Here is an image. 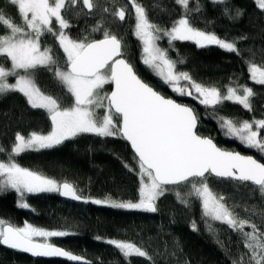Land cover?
Masks as SVG:
<instances>
[{"label":"snow or ice","instance_id":"obj_1","mask_svg":"<svg viewBox=\"0 0 264 264\" xmlns=\"http://www.w3.org/2000/svg\"><path fill=\"white\" fill-rule=\"evenodd\" d=\"M5 2L16 8L20 22L6 16L0 8V29H3L0 31V95L23 94L32 108L47 111L52 130L47 135L32 132L28 137L17 133L15 143L7 153L0 145V153L7 156V162L0 161V193L15 190L21 201L18 206L24 209L31 207L26 202L28 194L57 193L84 203L148 213L158 211L157 201L167 192L176 195L178 202L186 207L191 206L195 197L201 204L203 217L226 224L240 235L247 260L241 255L232 264H264V231L256 223L240 219L223 202V195L218 196L208 184L211 176L218 181L251 182L264 197V163L252 155L223 149L212 137L201 136L198 133L200 117L194 109L166 97L141 79L133 64L124 58L122 38L103 28L101 23L98 22L91 31L101 32L103 28L102 39H90L89 35L73 38L65 31L72 27L62 14L66 4L71 8L79 3L87 14H92L100 7L94 0ZM211 2L226 5V14L231 11L227 0ZM129 3L134 9V35L142 42L143 64L174 94L191 97L203 105L206 115L210 108L223 137L238 140L264 157V119L254 117L251 121H240L217 114L225 102L235 103L251 112V98L256 95L253 88L229 85L225 92H221L217 87L205 86L194 80L190 73L178 71L177 64L185 62L182 57L172 60L168 56L169 49L157 44V40L167 37L169 48H172L173 41H192L200 48L217 45L229 53L240 55L236 42L193 26L189 14L200 10L199 0H196L195 9L189 8V0H175L184 10V15L174 21L170 29L152 23L148 10L138 0H129ZM254 3L264 11V0H254ZM114 15L121 22L126 19L124 8L115 11ZM242 15V10L235 9L234 18ZM49 36L62 50L63 64L59 54H54L53 48L47 44ZM9 61L10 67H5ZM248 63L250 79L264 86V67ZM40 71L50 72L66 89L73 98L72 106L63 107L52 95L41 91L36 82ZM10 77L15 78L14 83L9 82ZM106 84L113 85L111 92L104 90ZM97 109H104V114L98 116ZM81 134L119 137L130 142L139 169L138 201L85 197L73 184L58 182L17 162L16 158L21 154L53 149ZM129 170L134 171L131 167ZM178 186H186L188 191L182 194L175 190ZM192 228L197 230L195 222ZM208 230L212 231L210 224ZM74 234L66 230H45L29 223L23 227L5 226L0 220V245L35 257H64L70 262H80L81 256L49 242V238ZM36 237L43 238V242L37 241ZM104 242L119 250L127 264H130L127 258L133 256L152 260L147 251L133 243L117 239Z\"/></svg>","mask_w":264,"mask_h":264},{"label":"trees","instance_id":"obj_2","mask_svg":"<svg viewBox=\"0 0 264 264\" xmlns=\"http://www.w3.org/2000/svg\"><path fill=\"white\" fill-rule=\"evenodd\" d=\"M138 2L148 10L152 23L165 28L170 29L173 22L184 15V10L175 0ZM94 3L100 7L92 14H87V10L79 3L71 8L66 4L63 14L72 27L65 31L73 38L89 35L90 39H102L103 28L109 29L118 38H122L124 57L133 64L141 79L166 97L194 109L200 117L198 133L201 136L212 137L219 147L252 155L264 163V157L257 151L249 150L238 140L221 135L210 108L206 115L203 105L193 98L174 94L143 64L142 44L134 35V9L129 0H94ZM199 4L200 10L189 14L193 26L215 33L229 42H236L240 55L229 53L219 46L200 48L193 42L173 41L172 48H169L167 37L157 40L158 46L169 49L168 56L172 60L182 57L185 62L177 64L178 71L190 73L194 80L205 86L217 87L221 92H225L229 85L253 88L256 95L251 98V112L235 103L225 102L217 113L219 116L240 121H251L254 117L264 119V86L250 79L248 63L264 67V11L257 8L254 0H227V6L231 9L228 14L224 11L226 5L213 4L211 0H199ZM0 8H3L6 16L20 22L16 8L6 4L5 0H0ZM104 8L108 11L104 12ZM120 8L126 12L123 22L114 15ZM189 8H196V0H190ZM235 9L242 10L243 15L234 18ZM98 22L103 25L101 32H92L91 29ZM47 44L53 48L54 54H59L63 64L64 57L57 42L49 36ZM5 67H10V61ZM36 82L45 95H52L63 107L72 106L73 98L50 72H38ZM104 90L111 92V84H107ZM102 113L103 110L99 111L98 116H102ZM51 130L49 114L42 109L32 108L23 94L0 95V145L4 147L5 153L11 151L17 133L28 137L32 132L48 134ZM5 153H0V161L7 162ZM16 159L21 166L48 178L73 184L85 197L133 202L139 199L140 181L136 157L130 145L119 137L81 134L53 149L28 151ZM129 167L134 171H130ZM208 184L218 196L223 195V202L240 219L256 223L264 231V197L259 194L257 187L248 183L218 181L213 176L209 177ZM175 190L184 194L188 188L178 186ZM26 202L31 206L30 209L18 206L20 197L16 191L0 193V220L13 227H23L29 223L45 230L75 233L68 237L49 238V242L82 256L90 264H127L119 250L104 242L107 239L133 243L152 257L150 261L146 257L133 256L127 258L130 264H232L241 255L247 260L240 235L226 224L203 217L201 204L195 197L192 198L191 206L186 207L178 202L176 195L167 192L157 201L158 211L155 213L74 202L63 199L57 193L28 194ZM193 222L196 224L195 231L192 228ZM209 224L212 231L208 230ZM245 230H249L247 226ZM0 264L70 263L35 260L0 245Z\"/></svg>","mask_w":264,"mask_h":264},{"label":"water","instance_id":"obj_3","mask_svg":"<svg viewBox=\"0 0 264 264\" xmlns=\"http://www.w3.org/2000/svg\"><path fill=\"white\" fill-rule=\"evenodd\" d=\"M125 58V57H124ZM126 59V58H125ZM112 86V89H113V85H111ZM112 91V90H111ZM198 126H199V122H198ZM126 141V140H125ZM127 142V141H126ZM129 145H130V142H127ZM130 147H131V145H130ZM131 149H132V147H131ZM132 151H133V153H134V150L132 149ZM135 154V153H134ZM242 155H244V154H242ZM214 177V176H213ZM246 183H248V184H251V182H246ZM252 185V184H251ZM254 186V185H253ZM168 187H171V186H168ZM256 187V186H255ZM62 197V196H61ZM63 199H65V200H70V201H74V202H82V201H75V200H72V199H70V198H66V197H62ZM7 225H9V224H7ZM7 225H5V226H7ZM5 248H8L6 245H3ZM57 246V245H56ZM59 247V246H58ZM8 249H10V248H8ZM11 250H15V251H18V252H21V251H19V250H16V249H11ZM21 253H23V254H25V255H27V256H29V257H31V258H33V259H35V260H59V261H63V262H67V263H70V264H85V262H87L86 261V259L85 258H83L82 256V260L80 261V262H70V261H68L66 258H64V257H35V256H32L30 253H24V252H21ZM76 255V254H75Z\"/></svg>","mask_w":264,"mask_h":264},{"label":"rangeland","instance_id":"obj_4","mask_svg":"<svg viewBox=\"0 0 264 264\" xmlns=\"http://www.w3.org/2000/svg\"><path fill=\"white\" fill-rule=\"evenodd\" d=\"M189 2H190V0H189ZM62 14H63V10H62ZM54 23H55V21H54ZM58 27V26H57ZM141 42V41H140ZM181 42H192V41H181ZM194 43V42H193ZM141 44H142V42H141ZM209 46H217V45H209ZM153 72V71H152ZM154 73V72H153ZM154 75H155V73H154ZM155 76H157V75H155ZM158 77V76H157ZM12 78L13 77H10L9 78V82L10 83H14L15 82V79L14 80H12ZM159 78V77H158ZM181 83H184L183 81L181 82ZM107 85V84H106ZM106 85L104 86V88L106 87ZM187 98H191V97H187ZM196 101V100H195ZM42 110H44V109H42ZM101 111V110H103V113L102 114H104V109H97V115L99 114V111ZM44 111H46V110H44ZM47 112V111H46ZM101 113V112H100ZM43 135H47V134H43ZM252 150H254V149H252ZM254 151H256V150H254ZM0 179H2V178H0ZM8 190H13V189H8ZM15 191V190H14ZM21 202V201H20ZM124 210H126V209H124ZM135 211H139V210H135ZM218 222V221H217ZM219 223H221V222H219ZM37 241H40V242H43V238H41V237H36L35 238Z\"/></svg>","mask_w":264,"mask_h":264},{"label":"flooded vegetation","instance_id":"obj_5","mask_svg":"<svg viewBox=\"0 0 264 264\" xmlns=\"http://www.w3.org/2000/svg\"><path fill=\"white\" fill-rule=\"evenodd\" d=\"M250 150V149H249Z\"/></svg>","mask_w":264,"mask_h":264}]
</instances>
